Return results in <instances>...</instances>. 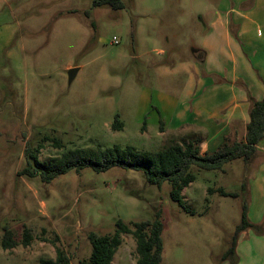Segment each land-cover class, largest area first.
Instances as JSON below:
<instances>
[{
    "label": "rangeland",
    "instance_id": "374dc122",
    "mask_svg": "<svg viewBox=\"0 0 264 264\" xmlns=\"http://www.w3.org/2000/svg\"><path fill=\"white\" fill-rule=\"evenodd\" d=\"M120 1L115 11L92 0H0V240L8 228L17 244L0 250V264H39L54 259L56 248L78 264L90 254V232L112 234L116 220L148 221L155 210L161 264H214L239 225L244 193L234 199L208 189L239 192L240 160L225 172L192 166L182 207L168 183L157 189L141 172L119 167L70 170L49 184L20 175L34 165L30 153L46 163L68 149L157 151L200 137L160 123L172 114L164 100L184 107L191 51L223 0ZM72 68L78 72L68 84ZM121 238L111 264H135L134 238Z\"/></svg>",
    "mask_w": 264,
    "mask_h": 264
},
{
    "label": "crops",
    "instance_id": "0c3cea01",
    "mask_svg": "<svg viewBox=\"0 0 264 264\" xmlns=\"http://www.w3.org/2000/svg\"><path fill=\"white\" fill-rule=\"evenodd\" d=\"M203 35L201 47L191 51L195 63L188 67L185 105L164 100L172 114L162 123L200 136L201 153L214 151L224 139L242 140L251 101L264 97V0H223ZM242 164L247 219L257 230L238 235L235 264H264V140L249 164Z\"/></svg>",
    "mask_w": 264,
    "mask_h": 264
},
{
    "label": "trees",
    "instance_id": "16d2710c",
    "mask_svg": "<svg viewBox=\"0 0 264 264\" xmlns=\"http://www.w3.org/2000/svg\"><path fill=\"white\" fill-rule=\"evenodd\" d=\"M93 7L106 6L112 10H120L123 4L120 0H92ZM249 122L242 140L230 143L223 140L212 152H200V139L189 138L180 143L171 142L169 145L157 151L137 149L133 146L121 147L114 145L106 149L94 151L83 149H68L57 158H51L42 163L36 154L30 153L28 158L33 161V167L29 165L23 169L20 175L29 178L38 176L40 181L49 184L55 178L74 170L76 173L84 168H90L94 172H103L119 167L126 170L141 172L147 184L160 189L164 183L171 187L169 197L171 201L183 206L181 192L195 179L190 172L192 166L204 171H223L224 166L234 160H241L245 165L249 164L256 154V146L264 140V97L260 101H251L248 111ZM162 124V123H160ZM117 117L113 124L114 129L121 128ZM56 147L61 148L59 141H53ZM26 150V155L29 153ZM246 191L245 181L241 183L239 192H228L222 188L208 192H217L221 197L239 198ZM247 229L257 230L247 219V205L241 206L239 225L235 228L229 244L220 258L214 264L228 261V264L236 263L235 246L238 235ZM259 229V228H258ZM163 223L161 211L155 210L151 220L141 221L127 225L121 220L115 221V229L112 234L100 235L90 232L87 239L90 244L88 258L78 264H111L113 256L122 243L121 235L127 234L134 238L136 246L135 264H161L163 252ZM31 240L28 229H24L22 245L27 246ZM13 233L3 229L0 240V250H9L16 246ZM39 264H70L68 256L60 248H56L54 259H41Z\"/></svg>",
    "mask_w": 264,
    "mask_h": 264
},
{
    "label": "water",
    "instance_id": "95a60500",
    "mask_svg": "<svg viewBox=\"0 0 264 264\" xmlns=\"http://www.w3.org/2000/svg\"><path fill=\"white\" fill-rule=\"evenodd\" d=\"M77 72H78V68H72V69L68 70V72H67L68 84H70L73 81Z\"/></svg>",
    "mask_w": 264,
    "mask_h": 264
},
{
    "label": "built area",
    "instance_id": "2783aa9c",
    "mask_svg": "<svg viewBox=\"0 0 264 264\" xmlns=\"http://www.w3.org/2000/svg\"><path fill=\"white\" fill-rule=\"evenodd\" d=\"M113 44H117V41H116V39H113Z\"/></svg>",
    "mask_w": 264,
    "mask_h": 264
}]
</instances>
